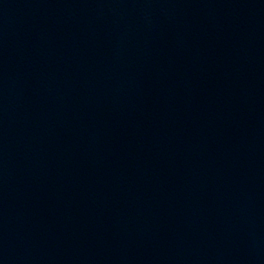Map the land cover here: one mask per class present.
I'll use <instances>...</instances> for the list:
<instances>
[{"label": "water", "instance_id": "95a60500", "mask_svg": "<svg viewBox=\"0 0 264 264\" xmlns=\"http://www.w3.org/2000/svg\"><path fill=\"white\" fill-rule=\"evenodd\" d=\"M111 264H264V0H57Z\"/></svg>", "mask_w": 264, "mask_h": 264}]
</instances>
